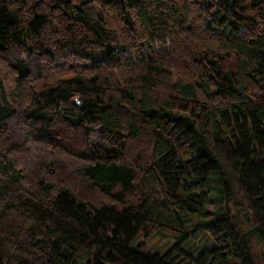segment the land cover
<instances>
[{"label":"trees","instance_id":"1","mask_svg":"<svg viewBox=\"0 0 264 264\" xmlns=\"http://www.w3.org/2000/svg\"><path fill=\"white\" fill-rule=\"evenodd\" d=\"M0 264H264V0H0Z\"/></svg>","mask_w":264,"mask_h":264},{"label":"rangeland","instance_id":"2","mask_svg":"<svg viewBox=\"0 0 264 264\" xmlns=\"http://www.w3.org/2000/svg\"><path fill=\"white\" fill-rule=\"evenodd\" d=\"M139 241H142L145 244V247L152 251L158 250L165 243L164 240H160L159 237L154 236L152 233L139 237ZM204 242L205 237L198 235L196 237H192L190 242L185 245V248L192 253H196L205 246ZM84 260L85 259H83V261Z\"/></svg>","mask_w":264,"mask_h":264}]
</instances>
